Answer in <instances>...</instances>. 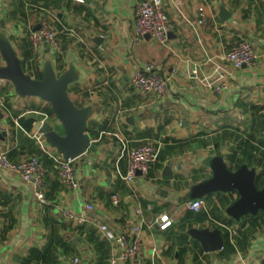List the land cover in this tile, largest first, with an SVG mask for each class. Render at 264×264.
I'll return each mask as SVG.
<instances>
[{
    "label": "crops",
    "instance_id": "0c3cea01",
    "mask_svg": "<svg viewBox=\"0 0 264 264\" xmlns=\"http://www.w3.org/2000/svg\"><path fill=\"white\" fill-rule=\"evenodd\" d=\"M141 1L0 0V41L10 42L25 72L41 79L47 61L58 75L74 67L79 79L70 97L91 108L90 145L74 159L76 186H68L57 174L64 156L36 127L62 132L51 105L20 96L0 78V150L13 162L35 155L46 169L43 203L31 184L0 170V264H69L74 257L110 264L119 235L142 243L139 257L120 264L264 260V211L237 220V191L194 194L213 177L216 157L231 171L246 165L257 189L264 187V0H162L171 23L165 44L136 39ZM43 21L57 31L60 51H33L30 37ZM241 41L261 54L255 65L236 68L225 59ZM149 65L168 80L166 95L132 87V76ZM222 83L228 89L217 94ZM149 143L148 174L128 180L130 153ZM199 199L205 207L191 209ZM165 215L173 223L161 229ZM206 237L220 247L206 248Z\"/></svg>",
    "mask_w": 264,
    "mask_h": 264
},
{
    "label": "built area",
    "instance_id": "2783aa9c",
    "mask_svg": "<svg viewBox=\"0 0 264 264\" xmlns=\"http://www.w3.org/2000/svg\"><path fill=\"white\" fill-rule=\"evenodd\" d=\"M83 2L84 0H76ZM171 31L170 19L165 12L162 0H143L135 8L134 33L137 40L151 37L161 44L167 43ZM32 48L35 53H40L44 48L61 50L57 31L46 21L31 34ZM262 56L248 41H241L229 50L225 59L234 67L253 66ZM264 57V55H263ZM132 87L142 93L164 96L168 92V80L159 72L153 71L151 65L147 66V72L139 70L131 78ZM228 89L227 83L215 87V92L220 94ZM91 100V97H90ZM155 154V146L151 143L142 145L130 153L127 179L133 180L139 173L147 175L150 162ZM74 159H63L57 166V174L63 184L76 186V169L73 165ZM0 170L12 172L19 175L25 183L31 184L35 196L39 202H45L46 169L41 159L35 155L21 162H13L8 153L0 150ZM113 203L117 204L116 196L112 197ZM205 207L203 199L190 204L193 210ZM68 218L75 220L76 217L64 212ZM161 229H167L173 221L168 216L161 218ZM119 250L113 254L110 264H120L128 260H134L142 254V243L139 237L132 242L126 235L114 236ZM69 264H89L79 257H74ZM264 264V260L260 262Z\"/></svg>",
    "mask_w": 264,
    "mask_h": 264
},
{
    "label": "water",
    "instance_id": "95a60500",
    "mask_svg": "<svg viewBox=\"0 0 264 264\" xmlns=\"http://www.w3.org/2000/svg\"><path fill=\"white\" fill-rule=\"evenodd\" d=\"M0 54L5 65L0 67V78L9 80L20 96H34L48 102L62 125L59 132L49 124L37 123L49 144L58 150L64 159H76L83 155L90 145L86 133L87 120L91 108H79L69 94V87L79 79L74 67L58 75L51 61H47L41 79L26 73L17 52L7 40L0 41ZM213 177L194 189L196 197L223 191H237L239 199L234 202L231 213L237 220L244 215H257L264 211V187L257 189L255 173L246 165L237 171H231L221 157L211 161ZM206 248H218L220 243L214 238L206 237Z\"/></svg>",
    "mask_w": 264,
    "mask_h": 264
}]
</instances>
